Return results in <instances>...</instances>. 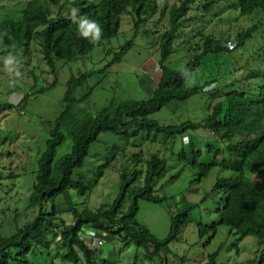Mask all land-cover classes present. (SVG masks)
Returning <instances> with one entry per match:
<instances>
[{
  "label": "rangeland",
  "instance_id": "1",
  "mask_svg": "<svg viewBox=\"0 0 264 264\" xmlns=\"http://www.w3.org/2000/svg\"><path fill=\"white\" fill-rule=\"evenodd\" d=\"M28 1L0 0V22L5 19L20 20ZM74 1L56 0L51 5L53 15H57L61 5L68 3L64 16H76L77 12L71 5ZM167 1L170 6H181L185 0ZM238 2L195 0L190 5L174 42V52L168 60V66L172 69L183 70L199 56L207 37L236 43L238 34L243 30L258 25L259 31L245 47L208 56L202 61L190 84L203 86L207 81L217 80L207 88L205 92L208 93L193 96L185 102L172 101L150 115V120L163 126H180L188 121L204 123L217 103L227 106L225 90L245 88L244 84L260 81V77L254 75L264 76V15L256 13L251 17H242L236 8ZM206 5H211L209 10L204 8ZM169 21L170 13L163 15L160 6L157 12H147L141 16L130 8L128 13L121 16L116 36L75 61L55 60V72L44 62L36 42L31 44L29 53L23 48L13 60L0 55V103L15 106L12 111L0 116L2 236L11 234L15 226L22 227L37 214L27 211L26 205L36 179L39 160L48 148L55 121L66 107L64 97L69 80L88 75L84 84L74 92V98L78 100L90 93L73 107L79 116L96 115L111 102L149 98L160 82V43L162 36L170 29ZM130 42L133 46L122 61L104 70L115 54ZM229 84L234 86L225 88ZM23 98L26 99L22 101ZM220 137L202 129L190 130L173 138L148 131L129 140L101 134L98 141L91 145L84 166L73 176L74 181L82 179L86 185L94 180H98L99 184L85 196L71 191V197L59 198L57 205L66 208L69 201H73L78 209L91 211H97L103 205L110 207L120 193V175L124 168L133 171L135 167L134 155L141 153V160L135 167L140 177L132 185L130 193L142 186L146 163L151 155L157 154L167 161V172L156 181L155 195L165 200L163 203L140 200L136 221L159 241L168 237L172 218L192 208L188 223L178 240L170 243L168 250L156 255L153 254V247L148 250L135 244L126 246L119 236L107 235L108 238L103 237V246L96 249L90 246L95 251V261L98 264H207L209 256L219 252L216 264H264L261 263L264 247L260 246L257 238L249 236L240 240L235 232L219 223V209L223 207L224 195L212 193V190L218 179L235 175L222 165L230 157L226 150L229 143L221 141ZM71 149L72 141L67 138L57 148L55 160L69 154ZM197 152L201 153L197 158L198 163H217L200 181H196L200 170L191 163ZM252 179L264 181V176H253ZM126 202L129 205L131 200L127 199ZM60 217L67 226L72 224L71 215L63 214ZM39 253L40 250H37L35 255L29 257L31 264H74L62 260L65 250L56 242H52L49 252L52 263L46 262L44 255Z\"/></svg>",
  "mask_w": 264,
  "mask_h": 264
},
{
  "label": "trees",
  "instance_id": "2",
  "mask_svg": "<svg viewBox=\"0 0 264 264\" xmlns=\"http://www.w3.org/2000/svg\"><path fill=\"white\" fill-rule=\"evenodd\" d=\"M194 2L195 0H185L181 6H170L167 0H75L71 5L77 14L67 17L64 16V10L68 3L61 5L54 16L51 5L56 0H30L20 20L5 19L0 22V55L13 60L23 48L29 53L31 44L36 42L44 62L55 72V60L75 61L89 55L102 46L104 41L116 36L121 16L128 13L130 8L139 16L147 12H157L159 6L163 15L170 13V29L162 36L160 43L159 68L162 74L157 88L149 98L111 102L96 115L79 116L73 107L90 93L78 100L74 98V92L84 84L88 75L83 74L69 80L64 97L66 107L55 121L48 148L39 160L36 179L26 205L27 211H35L37 214L22 227L15 226L11 234H0V264H31L29 257L35 255L37 250H40L39 255H44L46 262L52 263L49 253L52 242L65 250L61 257L64 262L98 264L95 261V251L83 239L87 230L96 231L101 239L108 238L107 235L119 236L126 246L135 244L148 250L153 247L154 255L168 250L169 244L178 240L188 223L192 208H187L172 218L170 233L164 241L157 240L136 221L140 200L153 203H163L165 200L155 195L156 181L167 172V161L157 154L151 155L146 163L142 186L130 193L132 185L140 177L135 167L141 160V153L134 155L135 167L133 171L124 168L120 175V193L110 207L103 205L97 211H91L78 209L73 201H69L66 208L57 205L59 198L71 197V191L85 196L99 184L98 180H94L86 185L82 179L74 181L73 176L84 166L91 145L98 141L101 134H112L129 140L145 131L173 138L190 130L202 129L220 135L221 141L229 143L226 150L230 159L224 160L222 165L225 169L232 170L235 175L218 179L212 190V193L224 195L223 207L219 209V223L235 232L240 240L254 237L264 247V181L252 179L253 176H264V76L254 75L260 77V81L244 84L245 88L225 90L227 106L217 103L204 123L188 121L180 126H163L149 119L150 115L159 112L172 101L185 102L193 96L208 93L205 89L217 83V80L207 81L203 86H192L190 80L205 58L229 53V41L207 37L202 53L183 70L168 66V60L174 52V42L182 27V19ZM210 6L206 5L204 8L209 10ZM236 8L242 17H251L256 13L264 15V0H239ZM85 21L99 23L102 35L98 42L93 43L90 37L84 38L80 35L79 25ZM258 31V25H255L240 32L236 38V50L245 47ZM132 46L133 43L130 42L123 47L104 70L120 63ZM231 86L234 85L229 84L225 88ZM14 108L10 103H0V116ZM67 138L72 141L71 152L56 161L57 148ZM200 154L195 153V159L191 162L200 170L196 181L206 177L217 165L216 161L198 163ZM127 199L131 200L129 205ZM63 214L72 216L71 225L67 226L61 221L60 216ZM42 250L48 253L45 254ZM218 253L210 255L207 264H216ZM263 262L264 254L261 258V263Z\"/></svg>",
  "mask_w": 264,
  "mask_h": 264
},
{
  "label": "clouds",
  "instance_id": "3",
  "mask_svg": "<svg viewBox=\"0 0 264 264\" xmlns=\"http://www.w3.org/2000/svg\"><path fill=\"white\" fill-rule=\"evenodd\" d=\"M79 33L84 38H89L90 37L91 38V42L96 43L101 38L102 29H101L99 23H97L96 21H93L91 23H88L87 21H85V22H83V23H81L79 25Z\"/></svg>",
  "mask_w": 264,
  "mask_h": 264
},
{
  "label": "built area",
  "instance_id": "4",
  "mask_svg": "<svg viewBox=\"0 0 264 264\" xmlns=\"http://www.w3.org/2000/svg\"><path fill=\"white\" fill-rule=\"evenodd\" d=\"M236 48H237L236 43L231 41L227 43V49L229 52L236 50ZM205 91H207V89H205ZM83 239L87 240L88 245H90L92 248L95 249L104 245V240L101 239L98 233L94 230H87L83 235Z\"/></svg>",
  "mask_w": 264,
  "mask_h": 264
},
{
  "label": "crops",
  "instance_id": "5",
  "mask_svg": "<svg viewBox=\"0 0 264 264\" xmlns=\"http://www.w3.org/2000/svg\"><path fill=\"white\" fill-rule=\"evenodd\" d=\"M30 1V0H29Z\"/></svg>",
  "mask_w": 264,
  "mask_h": 264
}]
</instances>
